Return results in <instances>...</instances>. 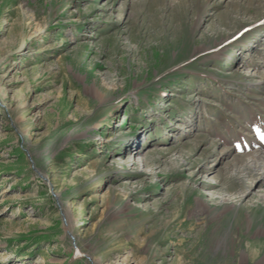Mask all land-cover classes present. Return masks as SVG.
<instances>
[{"label": "rangeland", "instance_id": "obj_1", "mask_svg": "<svg viewBox=\"0 0 264 264\" xmlns=\"http://www.w3.org/2000/svg\"><path fill=\"white\" fill-rule=\"evenodd\" d=\"M0 264H264V0H0Z\"/></svg>", "mask_w": 264, "mask_h": 264}]
</instances>
